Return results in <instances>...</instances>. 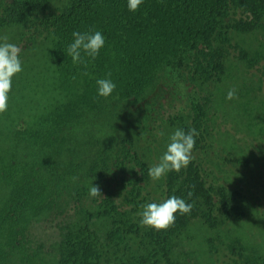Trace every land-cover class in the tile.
Segmentation results:
<instances>
[{
    "label": "trees",
    "instance_id": "16d2710c",
    "mask_svg": "<svg viewBox=\"0 0 264 264\" xmlns=\"http://www.w3.org/2000/svg\"><path fill=\"white\" fill-rule=\"evenodd\" d=\"M12 25L21 29L18 47L38 55L46 42L61 93L39 116L0 113V128L10 132L0 137V264H189L179 238L195 222L215 232L210 255L222 247L225 264H264L259 250L220 231L253 208L251 190L261 184L238 168L237 155L214 153L223 123L218 84L233 79L230 61L247 64L262 89L261 71L251 67L260 54L239 37L261 32L264 48V0H143L135 12L127 0H0V33ZM89 30L103 34L104 47L95 59L82 51L84 62L74 64L72 33ZM172 77L175 91H167ZM101 78L116 85L106 98L98 95ZM23 116L28 127L16 129ZM103 117L124 123L120 133H91L89 120ZM177 128L197 131L193 159L153 181L148 169ZM21 140L26 165L4 152V145L18 151ZM92 183L101 196H89ZM171 196L192 204L190 213H176L165 230L140 225L141 205Z\"/></svg>",
    "mask_w": 264,
    "mask_h": 264
},
{
    "label": "rangeland",
    "instance_id": "374dc122",
    "mask_svg": "<svg viewBox=\"0 0 264 264\" xmlns=\"http://www.w3.org/2000/svg\"><path fill=\"white\" fill-rule=\"evenodd\" d=\"M20 28L16 25L5 28L0 36L7 35L8 42L15 44L20 38ZM240 42L251 50L252 54L259 53V63L251 65L255 67L252 70L259 69L262 78L261 91L256 90L257 82L252 80L247 64L242 61L232 60L231 68L233 71V79L226 78L225 82L218 84V93L216 101V112L219 114L218 121L223 122L221 127V138L214 148L217 160L223 157L224 150L230 157L237 155L238 168L249 172L248 178L254 176L261 186L251 190L250 201L253 208L247 211L246 216L241 220H229L220 229L233 237L239 236L244 242L252 248L259 250L264 254V48L261 46L263 35L261 32L243 35L239 37ZM21 41V40H20ZM19 41V42H20ZM40 43V42H39ZM37 49L38 55L29 50L30 47L26 43L21 42L20 60L22 62V71L12 78L11 91L8 94V107L5 111L6 119L16 117L17 115H26L32 113L35 116L45 114L46 107L50 105V101H54L57 95L61 93L55 76L50 67L46 56L47 44L40 43ZM31 45V44H30ZM29 47V48H28ZM55 65V64H54ZM56 67V65H55ZM232 75V74H231ZM242 75V79H241ZM175 80L171 78V85L165 86L167 91H175ZM172 89V90H171ZM230 89L236 90L233 99H227V93ZM186 92L192 91V85L185 88ZM184 94L183 91L179 94ZM27 116H23L17 121L16 129L25 130L28 127ZM98 121L89 120L88 128L91 133L102 128L115 134L120 133L123 129L119 120L115 118L103 117L96 118ZM115 126V127H114ZM2 127V126H1ZM114 127V128H113ZM3 128V127H2ZM0 128V137L7 132ZM10 133V132H7ZM10 138L14 139L12 135ZM17 147L4 145V152L17 153L19 164H29L31 159L27 143L24 141H16ZM252 146L254 153H245L241 146ZM257 150V151H256ZM240 154L243 155L240 156ZM250 156L248 157V155ZM250 159V167L246 168L249 162L242 163L246 159ZM242 171V170H241ZM262 191V192H261ZM6 192L0 182V196ZM215 232L210 231L200 222L193 223L189 229L184 232L182 238H179L182 246L179 251L189 264H225L224 260L228 251H224L221 247L215 256L209 254L207 239ZM225 252V253H224Z\"/></svg>",
    "mask_w": 264,
    "mask_h": 264
},
{
    "label": "clouds",
    "instance_id": "9594fccd",
    "mask_svg": "<svg viewBox=\"0 0 264 264\" xmlns=\"http://www.w3.org/2000/svg\"><path fill=\"white\" fill-rule=\"evenodd\" d=\"M142 3L143 0H127V7L129 11L135 12ZM72 36L73 42L68 45L67 55L71 56L74 64L84 62L81 59L82 51L88 57L95 59L105 44V38L100 31L89 30L83 33L74 31ZM20 52V47L8 42L7 35L0 36V113L7 110L12 78L23 70ZM110 75L109 73L108 76L110 77ZM96 84L98 95L105 98L110 96L116 88L115 83L108 78L98 79ZM235 95L236 90L230 89L226 98L231 100ZM159 134L163 135V132ZM197 135L195 129H191L187 133L182 129H175L169 136L166 151L161 155L158 162L149 167L148 176L153 181H157L170 171L179 172L182 168H187L193 159L192 152ZM88 194L91 197L102 195L99 186L93 183L89 187ZM191 196L192 192H188V197ZM192 207V204L177 196H171L160 203L152 202L141 205L140 225L155 230H165L175 222L176 213L181 215L190 213Z\"/></svg>",
    "mask_w": 264,
    "mask_h": 264
}]
</instances>
